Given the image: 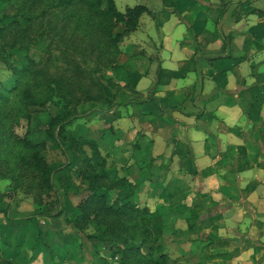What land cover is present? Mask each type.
Returning a JSON list of instances; mask_svg holds the SVG:
<instances>
[{
  "label": "rangeland",
  "instance_id": "obj_1",
  "mask_svg": "<svg viewBox=\"0 0 264 264\" xmlns=\"http://www.w3.org/2000/svg\"><path fill=\"white\" fill-rule=\"evenodd\" d=\"M147 1L115 0L122 13L128 7L148 5ZM14 13L15 7L9 0H0V18H10ZM151 16L147 11L143 13L137 31L124 36L121 42L122 53L118 60L120 67L106 72L108 77L119 84L113 90L112 97L113 103L118 105L107 111V105L99 104L101 113L91 112L75 120L67 126L61 141L65 147H69V144L64 138L69 136L97 141L107 159V166L114 168L118 175L128 177L134 184L135 202L148 209L149 218L156 215L162 218V235L142 246L146 254L159 260V264H243L245 259L238 258V254L242 252L241 249L248 247L241 244L240 238H249L246 234L251 228L244 231L242 221L239 220L238 208L235 207L239 206L235 202L238 193L235 194L234 202H231L233 212L229 214L223 198L217 199L211 192H202L199 187L202 181L196 179V184L190 186L193 178L187 183V178H182L179 170L185 169L188 174L194 175L199 171V163L195 161L193 149L190 147L182 148L190 160H185L184 163L170 159L172 147L168 144L171 139L178 137L173 116L164 110L159 96L152 101L145 100L149 97V83L141 84V89H145V94L141 96L143 101L125 86L127 76L124 67L127 70L134 65L139 68L136 64L139 59L136 57L138 60L134 62L132 57L137 56L140 50L150 53L149 46L156 41L155 24ZM124 29L125 22L121 19L117 31L122 33ZM179 34L180 31L174 36L178 37ZM51 39L50 34L37 37L32 33L29 51L10 50L8 63L0 60V82L6 88L14 86L11 66L22 67L29 57L47 62L53 70L61 68L62 59L49 46ZM139 62L148 65L147 60ZM175 84L177 87H174L173 92L179 97L184 94L185 87L193 85L179 82ZM178 84L181 86L178 87ZM160 92L156 90L153 97ZM259 101V98L253 96L247 103L254 107ZM169 103L173 105L172 102ZM135 105L134 110H131L130 107ZM166 107L171 109L174 106ZM61 111V107L55 104L38 108L33 111L30 122L22 121L17 132L21 136L27 135L33 141H42L46 138L47 123L51 116ZM43 154L49 163L55 165L68 160L67 155L61 149L54 148L51 142H48ZM72 168V181H75L76 188L69 193V199L73 205H77L87 194L82 175L86 166L77 163ZM11 185V180L0 178V263L117 264L116 259L111 258V247L88 236L98 234L99 228L90 227L85 232L76 231L70 218L72 211L65 212L67 203L62 190L59 193L44 194L41 208H38L32 195H26L20 190L13 192ZM59 211L61 215H54ZM229 215H232L234 224L230 223ZM221 216L225 219H220L221 223L217 224L216 217ZM9 234H12L11 247L4 243ZM18 236L21 238L20 249L15 253L12 247L19 243ZM251 258L248 257V260L251 261Z\"/></svg>",
  "mask_w": 264,
  "mask_h": 264
},
{
  "label": "trees",
  "instance_id": "obj_2",
  "mask_svg": "<svg viewBox=\"0 0 264 264\" xmlns=\"http://www.w3.org/2000/svg\"><path fill=\"white\" fill-rule=\"evenodd\" d=\"M9 2L15 13L10 18H0V60L8 63L10 50L29 51L32 33L37 37L50 34L49 46L57 51L63 66L53 70L47 62L29 57L22 67L11 66L14 86L6 88L0 82V178L11 180L13 192L32 195L38 208L44 194L62 190L67 203L65 212L72 211L70 218L76 231L99 228L98 234L88 236L111 247V258L117 264H159L142 246L162 235V218H149L148 209L135 202L134 184L107 166L97 141L69 136L64 138L69 147L61 141L67 126L75 120L91 112L101 113L99 104L107 105V111L118 105L112 97L119 84L106 72L120 67L124 36L137 30L142 14L151 11L140 4L122 13L115 0ZM121 19L125 22L122 33L117 31ZM124 70L130 77L132 73L125 67ZM171 77L172 72L161 70L157 82L165 84ZM125 86L130 88L129 80ZM150 100L151 97L146 101ZM48 104L62 111L48 121L46 138L33 141L27 135L21 136L17 127L22 121L30 122L33 111ZM48 142L67 155L66 163L47 161L43 152ZM77 163L86 166L82 175L87 194L73 205L69 193L76 188L72 165ZM11 237L9 234L4 241L8 247ZM20 241L21 238L12 247L14 252L19 251Z\"/></svg>",
  "mask_w": 264,
  "mask_h": 264
},
{
  "label": "crops",
  "instance_id": "obj_3",
  "mask_svg": "<svg viewBox=\"0 0 264 264\" xmlns=\"http://www.w3.org/2000/svg\"><path fill=\"white\" fill-rule=\"evenodd\" d=\"M147 2L156 41L150 53L140 50L132 57L134 62L139 59V68L128 69L127 89L143 101L141 84L149 83L145 100L159 96L173 116L178 137L168 144L170 159L185 163L189 157L183 149L190 147L199 163L194 175L179 170L187 183L195 179L190 186L202 181V192L223 198L229 214L238 193L239 220L244 231L251 228L249 238H240L248 248L238 258L245 259L243 264H264V0ZM161 70L172 72L165 84L157 82ZM178 82L193 85L179 97L173 92ZM156 90L161 92L153 97ZM253 96L260 101L251 107L247 101ZM216 218L217 224L225 219Z\"/></svg>",
  "mask_w": 264,
  "mask_h": 264
}]
</instances>
